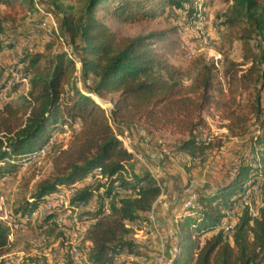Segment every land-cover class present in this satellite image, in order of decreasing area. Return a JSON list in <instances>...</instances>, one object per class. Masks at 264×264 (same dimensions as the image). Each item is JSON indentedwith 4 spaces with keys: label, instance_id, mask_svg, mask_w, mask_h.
I'll return each mask as SVG.
<instances>
[{
    "label": "trees",
    "instance_id": "16d2710c",
    "mask_svg": "<svg viewBox=\"0 0 264 264\" xmlns=\"http://www.w3.org/2000/svg\"><path fill=\"white\" fill-rule=\"evenodd\" d=\"M42 1L59 17L60 33L53 36L70 44L79 59L63 50L52 52L49 41L40 51L25 47L20 63L9 64L23 66L19 71L29 78V89L24 103L7 101L0 109V179L18 162L40 154L57 132L70 135L46 150L51 176L38 183L32 199L11 211V224L0 220V258L13 245L10 235L26 228L48 198L91 176L93 183L76 190L68 208L46 213L38 227L54 229L61 214L87 206L92 224L80 245L87 264H117L130 256L136 260L120 264H138L147 254L135 234L153 226L151 213L163 187L118 132L127 129L131 135L129 129L143 125L150 132L178 133L174 150L187 154L193 168L222 144L211 137L207 120L215 111L232 134L244 133L252 118L260 127L225 182L200 192L199 205L178 221L172 264H264V184L257 217L244 207L231 232L219 229L208 236L264 174V0H226L232 7L223 25L237 29L242 59L226 56L222 67L203 55L187 67L176 65L156 46L162 34H121L106 22V17L132 23L172 13L190 24L200 18L198 0H85L78 14L65 0ZM37 10L35 0H0V56L30 36L18 32L15 39L6 24ZM78 63L85 89L79 85ZM17 88L15 83L13 91ZM97 99L110 101L111 109ZM65 226L74 224L68 220ZM72 263L69 258L67 264Z\"/></svg>",
    "mask_w": 264,
    "mask_h": 264
},
{
    "label": "rangeland",
    "instance_id": "374dc122",
    "mask_svg": "<svg viewBox=\"0 0 264 264\" xmlns=\"http://www.w3.org/2000/svg\"><path fill=\"white\" fill-rule=\"evenodd\" d=\"M35 2L40 12L37 10L31 14H27L26 17L25 13H20V15L17 16V22L15 24H6L8 32L14 33L15 39L17 37L19 39V36H17L18 32L24 34L30 33V36L28 40L18 42L16 47L7 50L5 55L0 56V109H2L7 101L13 105L25 102V97L29 89V78L27 82H23L21 81V75H15L11 72L16 61L23 56L22 53L25 47H29L28 49L31 51H40L44 50L45 45H47L49 41H52V52L63 50L68 53L69 58L79 59V56L75 55L74 51L69 48L68 45H64L63 42L57 40L56 37L53 36L54 31L60 33L59 17L56 16L54 7L42 0H35ZM65 2L68 5H72V11L78 14L85 0H65ZM195 5L200 13V18L194 20L190 24H182L172 13L158 14L155 18L139 20L132 23H124L106 17V22L121 34L132 36L149 34L152 32L162 34L161 38L156 40V46L176 65L187 67L190 65L191 61L199 55H203L207 57V59L220 61V67H222L221 62L226 56L240 61L242 59V42L238 39L237 29H231L223 25L231 13L232 2L226 0H198ZM4 12L5 11L2 12L3 15ZM44 16H46V18H44ZM202 32L207 34L210 38L209 43L199 46L193 56H186L187 47L197 43L201 38ZM16 57L17 60H15ZM11 63H13L14 66L9 65ZM77 75L80 79V87L85 89L84 81L82 80L81 63L77 65ZM15 83L18 84V88L13 91ZM94 97L96 98L95 95ZM97 100L108 110L111 109L112 105L110 101L102 99ZM207 120L212 133L211 137H214L216 143L222 142L221 146H216L211 152L209 151V155L203 162L197 159L196 166L193 168L189 166L188 155L185 153L182 154L184 155V159L182 160L183 167L187 174L181 189L187 188L191 182H194L197 183L195 190L198 194L204 191H211L210 188L212 184L216 187L225 182L226 179L223 177H228V171H231L230 168L233 167L242 153L246 151L247 139L260 127L259 123L252 118L244 133L237 132L236 134H232L223 126L226 121L222 120L215 111H213V114L207 116ZM126 131L127 129L123 132H117L120 134ZM128 131L131 132L130 136H138V131L147 134L144 135V142L152 149L156 148L154 153H170L166 158H173L179 154L174 150L175 143L180 137L178 133L171 130H162L156 133L150 132L143 125H137L132 131L130 129ZM69 135L70 131L68 130L63 133L57 132L50 141L48 147H50L52 143L58 144L64 138L66 140ZM138 138L143 140V137ZM122 139L128 149H133L126 137H122ZM132 152L137 158V152L135 150ZM149 162L153 169V165L155 166V164L152 161ZM157 162L160 163L159 161ZM52 170V163L49 156L46 155L45 148L40 154H36L31 158L18 162L13 171L1 178L0 220L11 224V211L26 200L32 199L38 183L51 176ZM86 181L85 179L84 182ZM93 181L90 183H93ZM81 184L82 183H79L74 187L68 188L48 198V200L30 216L31 222L26 228L19 230L18 233H12L10 235L9 242L10 244L13 243V245L8 253L0 259H3L5 264H67L70 258L71 261H73L72 264H87L86 258L84 261V255L80 250V245L81 247L84 246L83 238L90 226L88 225L89 221L87 222L86 219L87 206L77 207L73 212L68 213L67 221L69 220L70 224H74V226H72L74 228H67L66 226L67 232L65 231V223L62 216L56 219L58 227L54 229L50 227L45 231L38 227L39 221L43 220L46 213L53 210L68 208L71 196L79 189V185ZM263 184L264 174L254 186L243 193L242 198L236 205L240 206L244 196L250 194L249 206L254 212H258L256 198H258V202L261 205L260 188ZM254 187H256L257 190H255ZM60 200L61 202H59ZM66 214L67 213L61 215ZM185 215L189 214L185 212L183 216ZM80 219H82L81 221H85L84 224H80ZM219 229L221 228L219 227ZM62 233H64V235ZM146 234L147 233L138 232V239H141V237ZM209 235L210 232L208 233V236ZM73 250H77V253L80 254L77 260L75 256L69 257V254H72ZM125 259V262L132 261V257Z\"/></svg>",
    "mask_w": 264,
    "mask_h": 264
},
{
    "label": "crops",
    "instance_id": "0c3cea01",
    "mask_svg": "<svg viewBox=\"0 0 264 264\" xmlns=\"http://www.w3.org/2000/svg\"><path fill=\"white\" fill-rule=\"evenodd\" d=\"M129 143L136 152L138 150L140 154L146 155L150 159L149 161L155 164L150 171L163 187L162 194L155 203L151 213L153 226H147L150 229H145V227L137 229L135 234L138 239V232L147 233L141 239H138L143 247V251L147 254V257L140 258L138 264H160L161 259L164 260L161 264H172L178 251V221L184 215L186 209L193 208V202H186L188 195L187 188L181 189L187 174L182 161L184 155H182L183 153H179L173 158H166L164 161L158 163L156 158L153 157L156 148L152 149L145 142L141 141L138 143L136 149L131 142ZM133 149L131 150L134 151ZM223 178L227 179V177ZM214 188L215 185L212 184L210 189ZM85 258L84 256V261Z\"/></svg>",
    "mask_w": 264,
    "mask_h": 264
},
{
    "label": "built area",
    "instance_id": "2783aa9c",
    "mask_svg": "<svg viewBox=\"0 0 264 264\" xmlns=\"http://www.w3.org/2000/svg\"><path fill=\"white\" fill-rule=\"evenodd\" d=\"M48 13H50V12H48ZM197 43H199V42H197ZM197 43H195V44H197ZM69 48H73V47L69 44ZM188 48H191V45H189V47H187V49H186V55H187V52H188ZM15 60H17V57H16ZM144 135H147V134H145L143 132H140V131H138V136H130L129 133L124 132V133H120V136L119 137H126L127 138V141L131 142L136 147V149H137L138 143L141 142V141L144 142ZM138 137H143V140H140ZM52 144H51V146H52ZM48 148L49 147H47L46 150ZM169 155H170V153H168V154H158V153H154L153 154V157L156 158L157 161L161 162V161L165 160V158L167 156H169ZM137 159L142 164H144L145 166H147L149 169H152L149 160H147L148 158L146 156H143L142 154H140L138 152V150H137ZM235 169H236V165L234 164L233 167L230 168V170L231 171H234ZM92 181L93 180H87L86 182H82V184L79 185V188H81V187H83L85 185L90 184V182H92ZM196 184L197 183L191 182L190 185L187 187L188 195H187L186 202H193V209H186V213L187 214H190L191 211H194L195 210V205H199V203H198V196H199V194L195 190ZM256 190H257V188H256ZM249 197H250V194L244 196V198L242 199V203L240 204V206L235 209L234 213H230V214H234V219H235V217H240V215L242 213V209L244 207H248L249 208ZM59 202H61V200ZM256 202H257V210H259V208L261 207V205L258 202V198H256ZM52 205H56V204H52ZM90 209H95V207L94 206H91ZM60 216L63 217V221H64V223H66L68 213L66 215H60ZM91 224H92V222L89 221L88 225H91ZM232 225H233V221H230V224H227L225 231L231 232ZM65 231H66V226H65ZM218 231H220L219 230V227H217L213 231H210V235L209 236L217 233ZM68 234H70V233H68ZM71 234H73V233H71ZM69 256L70 257L77 256V250H73V253L72 254H69ZM130 257H132V256H130ZM134 260H136L135 257H132V261H134ZM138 261H140V259H138ZM163 261L164 260L161 259L160 260V264L163 263Z\"/></svg>",
    "mask_w": 264,
    "mask_h": 264
},
{
    "label": "bare ground",
    "instance_id": "6f19581e",
    "mask_svg": "<svg viewBox=\"0 0 264 264\" xmlns=\"http://www.w3.org/2000/svg\"><path fill=\"white\" fill-rule=\"evenodd\" d=\"M50 15H51V14H50ZM200 37H201V38H200L199 41H198L199 43L194 44L193 46H191V48H188V52H187V55H186V56H189V57L193 56V55L195 54V52H196V49H198L199 46H201L202 44L205 45L206 43H209L210 38L208 37L207 34H205L204 32H202V34H201ZM198 38H199V37H198ZM20 61H21V60L18 59V60L16 61V63L19 64ZM20 66H21V65H20ZM20 66H18L17 68H12V69H11V72H12L13 74H15V75H21V78H22L21 81H23V82H27V81H28V78L25 77V76H23L22 73L19 71V67H20ZM21 67H22V66H21ZM98 101H99V100H98ZM87 180H93V179H92L91 176H89V177L87 178ZM259 187H260V185H259ZM254 189L256 190V187H254ZM259 191H260V190H259ZM247 194H248V193H247ZM253 196H254V195H253ZM237 207H239V205H238ZM235 209H236V208H235ZM235 209H232V210L228 211V213H227V217L225 218V220L223 221V223H222L221 226H220L221 229L226 228L227 224H230V221H233L232 228L236 225L237 221L239 220V217H235V219H234V214H230V213H234ZM250 211H251V214H252L253 217H257V216H258V212H254L252 209H251ZM147 230H148V229H147ZM78 255H80V254L77 253V256H75L76 260H77L78 257H79ZM125 260H126L125 258H121L119 261H117V264H119V263H121V262H124Z\"/></svg>",
    "mask_w": 264,
    "mask_h": 264
}]
</instances>
